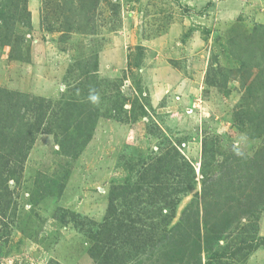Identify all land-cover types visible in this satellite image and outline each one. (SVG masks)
Segmentation results:
<instances>
[{
	"label": "rangeland",
	"instance_id": "obj_1",
	"mask_svg": "<svg viewBox=\"0 0 264 264\" xmlns=\"http://www.w3.org/2000/svg\"><path fill=\"white\" fill-rule=\"evenodd\" d=\"M260 35L264 50V0H0V132L10 115L6 103H22L16 94L44 99L50 114L66 102L77 109L74 100L88 95V108L101 113L76 157L63 153L53 134L39 133L0 189V264H97L89 227L104 220L111 186L125 183L133 188L135 224L149 237L161 219H145L141 207L153 204L152 196L155 205L165 200L141 176L168 151L189 161L197 185L174 196L172 220L153 232L152 257L126 264L195 262L193 239L178 234L188 250L182 260L185 251L169 232L199 197L205 139L249 155L263 142L249 131L256 124L249 113L264 95V58L262 50L246 55ZM237 40L244 52L234 48ZM67 131L77 134L73 126ZM214 244L220 253L212 264H264V211L232 221ZM198 256L202 264L209 257Z\"/></svg>",
	"mask_w": 264,
	"mask_h": 264
},
{
	"label": "trees",
	"instance_id": "obj_2",
	"mask_svg": "<svg viewBox=\"0 0 264 264\" xmlns=\"http://www.w3.org/2000/svg\"><path fill=\"white\" fill-rule=\"evenodd\" d=\"M253 35H257L256 32ZM262 36H259L257 49L246 51L247 58H253L255 51L262 50ZM242 43L237 40L234 48L237 51H245L247 47ZM261 54L264 58V50ZM248 61L249 59L245 63L247 64ZM97 67L96 61L92 71L97 72ZM219 75L222 79H226L225 74L219 72ZM5 94L12 96L14 93ZM17 95L23 96L22 103H6V113L9 112L10 115L5 119L7 124H4L5 128L2 127L3 130L0 132V189L7 187L8 181L16 177L15 167L21 168L20 164L23 166L39 133L45 131L53 134L60 142L63 153L76 157L91 140L98 117L101 115L98 108H88L90 103H86L87 94V97L74 100L79 105L77 109H73L75 104L66 102L65 108L61 107L60 112L53 111L51 114L50 108L43 105L44 99ZM257 97L260 101L249 113L250 119H255L256 124L251 126L249 131L252 136L263 137V142L254 154L249 155L233 145L227 148L224 141L218 142L215 138L209 140L207 138L202 143L199 197L198 195L194 197L183 211L180 220L169 232L175 238L177 251H185L182 257L187 256L188 250L185 244H177L180 238L178 234L186 241L188 238L193 239L196 256L192 264L203 263L198 255L204 251L209 255L205 264H212L217 259V256H213L220 253L218 251L220 248L213 247L214 242L218 244L229 224L243 217L245 219L255 217L259 212L264 211V95ZM3 109L5 110L4 104H0L1 114ZM141 111L145 113L143 109ZM46 121L47 123L49 121V125L44 127ZM69 126H73L77 134L73 136L69 134L67 131ZM59 135H64L66 140L59 139ZM79 137L84 139L80 147H77ZM182 157L179 152L172 154L168 151L165 155L156 158L154 163H148L144 167L141 178L145 183L155 185L153 193L157 199L165 200L164 203L155 205L152 196L153 204L149 203L141 207L145 219L149 218L152 221L161 219V224L167 225L172 220L178 204L174 196L177 197V193L181 191L188 193L189 188L196 187L198 178L195 169ZM165 166L167 168H164ZM175 171L178 174H174ZM168 174H171L169 175L171 179L177 176L178 187L181 188L176 189L179 190H174ZM132 190L130 183L111 186L104 220L89 227V236L94 244L90 247V252L96 258L97 264H126L131 260L139 261L145 256L151 258L152 252L157 248L153 232L161 224H152L149 237L140 235L145 230L139 229L133 218L135 205L128 197ZM164 209H167L168 214H163ZM241 238L244 240L246 236ZM251 239L254 240L255 237L252 236ZM148 241L152 244L147 248ZM151 261L156 262V260Z\"/></svg>",
	"mask_w": 264,
	"mask_h": 264
}]
</instances>
